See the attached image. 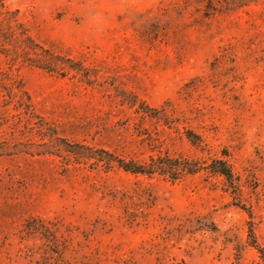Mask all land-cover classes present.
<instances>
[{"label":"rangeland","instance_id":"374dc122","mask_svg":"<svg viewBox=\"0 0 264 264\" xmlns=\"http://www.w3.org/2000/svg\"><path fill=\"white\" fill-rule=\"evenodd\" d=\"M253 243L264 0H0V264H259Z\"/></svg>","mask_w":264,"mask_h":264},{"label":"trees","instance_id":"16d2710c","mask_svg":"<svg viewBox=\"0 0 264 264\" xmlns=\"http://www.w3.org/2000/svg\"><path fill=\"white\" fill-rule=\"evenodd\" d=\"M93 153L97 154L95 156H87V159H93L95 163H102L105 165V168H109L111 164H115L124 172L134 175H145L148 177L161 175L170 177L172 180H176L182 173H194L195 171V168H188L189 170H185V167L178 161L167 156L163 158L151 157L147 164L140 165L132 161L125 162L124 160L117 159L103 150H100L99 152L94 151ZM104 157H107V159H104ZM186 167L189 166L187 165ZM211 169V173L221 176L227 182L232 181V171L225 161L214 160L211 164ZM249 235H252V232H250ZM252 247L256 250L259 264H264V248L257 246L255 243H253Z\"/></svg>","mask_w":264,"mask_h":264}]
</instances>
